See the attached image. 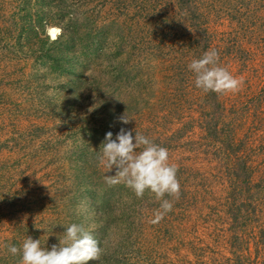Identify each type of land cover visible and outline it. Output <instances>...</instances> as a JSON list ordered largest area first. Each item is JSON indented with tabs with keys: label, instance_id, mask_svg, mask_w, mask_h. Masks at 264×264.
<instances>
[{
	"label": "rangeland",
	"instance_id": "374dc122",
	"mask_svg": "<svg viewBox=\"0 0 264 264\" xmlns=\"http://www.w3.org/2000/svg\"><path fill=\"white\" fill-rule=\"evenodd\" d=\"M180 1L0 0V264L72 223L104 249L86 264H264V0ZM70 18L58 67L49 44ZM211 49L244 81L217 105L188 69ZM122 127L178 167L156 223L155 196L107 186L95 160Z\"/></svg>",
	"mask_w": 264,
	"mask_h": 264
},
{
	"label": "clouds",
	"instance_id": "9594fccd",
	"mask_svg": "<svg viewBox=\"0 0 264 264\" xmlns=\"http://www.w3.org/2000/svg\"><path fill=\"white\" fill-rule=\"evenodd\" d=\"M218 61L219 53L211 49L188 64L189 71L194 74L195 87L204 93L238 92L244 83L243 79L219 66ZM118 120L125 125L132 121L125 113ZM95 160L105 171L104 182L107 186L123 184L137 198H142L146 191L155 196L160 207L153 223L172 210L173 202L166 197L174 200L180 197L178 167L169 162L168 149L140 132H135L133 136V130L122 127L115 139L111 131L107 132L96 152ZM113 169L114 174H106ZM58 239L59 244L52 245L50 250L41 246L40 239L30 236H26L20 247H5L11 255L20 256L19 264H86L88 261H99L104 252L100 242L82 224H70Z\"/></svg>",
	"mask_w": 264,
	"mask_h": 264
},
{
	"label": "trees",
	"instance_id": "16d2710c",
	"mask_svg": "<svg viewBox=\"0 0 264 264\" xmlns=\"http://www.w3.org/2000/svg\"><path fill=\"white\" fill-rule=\"evenodd\" d=\"M181 4H187V0H181L180 1ZM49 22V21H46ZM45 22V23H46ZM77 21L76 18H70L69 21H67L66 24L63 25L60 24V28H61V33L58 37H56L55 40L51 41L49 45H52L53 47L56 48V50L58 52H62V54L60 55H55L56 57L53 58V61H55V63L57 64L58 67H60V60L65 59L67 52L66 50L69 48V43H71V40L73 39V36L76 34L77 32ZM46 56L48 57H53V52H50L46 49V51L43 52ZM64 54V55H63ZM204 99H213L216 102V105L219 104L218 100H217V93H213V92H209V93H204ZM106 225V224H105ZM106 226H104L105 228ZM249 263V262H248ZM245 262H242L240 260H237V264H248Z\"/></svg>",
	"mask_w": 264,
	"mask_h": 264
}]
</instances>
